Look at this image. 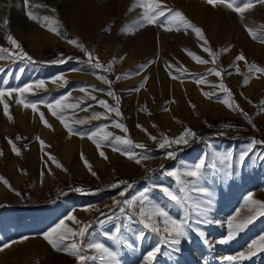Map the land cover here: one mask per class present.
<instances>
[{"label": "rangeland", "instance_id": "374dc122", "mask_svg": "<svg viewBox=\"0 0 264 264\" xmlns=\"http://www.w3.org/2000/svg\"><path fill=\"white\" fill-rule=\"evenodd\" d=\"M95 1L104 10L100 26L84 25L80 30L64 25L58 13L62 8L75 5L76 0H29L30 8L24 7V0H0V46L11 47L6 40V36L11 34L35 61L13 63L9 59H0V88H19L43 80L44 88L34 89V94H26L29 100L36 102H50L71 93L66 103L82 99L83 106L88 107L87 112L80 109L75 112L65 110L66 122L78 133L73 135L68 132L76 138V143L81 138L85 144H92L87 134L108 124V131L115 135H126L134 143L144 144V149L131 147L127 150L147 159L137 164L122 152L112 151V144H105L102 150L107 159L101 157L96 149L89 161L96 176L91 172L90 176L77 175L68 166V160L61 155L55 156L62 165V168H58L54 163L58 174L51 169L49 172L43 169L33 171L28 166L26 176L17 179L15 172L8 166L6 141L13 140L22 151L25 164L30 165L31 143L37 137L47 141L42 135L45 132L40 133L45 125L39 119V112L44 113L51 126L59 120L42 103H38L39 111L34 113L30 108L16 103V94L4 97V102L9 104V114L13 115L18 107L23 109L26 120L33 122L35 131L28 132L19 124L12 130L0 131V150L3 152L0 155V176L7 179L11 186L0 181L8 190L4 197H0V202L7 200L10 203L0 206V246L10 245L0 251V264H8L3 255L12 254L15 246L28 245L35 252L19 259L17 264H77L73 256L56 251L43 239L45 232L69 215H74L82 223L91 224L85 243H104L117 253L119 264H145V255L160 244L161 236L144 230V239H137L138 232L142 230L137 222L138 207L121 213L119 208L126 207L123 200L131 199L147 187L151 189L149 196L154 204L163 207L174 218H183L181 207L170 202L159 191V186L176 191L177 184L167 173L191 167L201 159L206 160L202 186L208 189L209 194L197 199L202 202L204 214L191 215L193 227L188 237L181 238L179 245L170 242L160 244L161 252L154 264H264V252L249 259L251 262L227 260V257L236 256L241 251L247 252L248 245L264 235V216H257L235 238L221 243L227 238L230 218L235 216L237 221H241L258 211V206L246 202L249 194L253 199L264 202V144L254 145L245 160L240 161L241 153L252 140L264 141V75L256 78L248 73L249 64L264 67V42L253 40L246 31V28H252L264 34V5L255 4L241 18L226 6L213 7L206 0L165 1L168 7L181 11L189 21L201 28L209 41L207 46L220 53L216 64H199L187 54L188 51L209 61L211 57L203 51V42L195 33L190 30L168 32L155 25L133 30L131 26L141 12L139 8L128 11L135 0ZM237 2L242 4L244 0ZM28 10L40 16L53 17L59 22L60 34L48 30L47 39L40 41L37 31L42 27L29 19ZM5 19L9 21L7 26L3 25ZM126 27L128 31H122ZM70 40L83 44L102 64L112 63V71L92 69L87 63L86 54L69 43ZM240 53L244 54L247 63L236 62L240 67L238 74L233 63ZM67 57L72 59H66L65 63H51ZM169 65L173 67L169 69ZM213 68L220 70L222 77L209 73L208 70ZM99 75H105L112 81L111 88L98 79ZM58 76H63L64 81L53 83ZM173 76L178 78L173 79ZM245 76H250L247 84L244 83ZM202 77L209 83L198 84L197 80ZM221 79L230 89L232 100L238 108L225 105L223 100L226 94L212 87L218 85ZM81 88L87 89V93L96 96L97 100L89 99L87 93L80 91ZM93 88L97 90L93 91ZM108 91L114 92L119 98L118 105L114 97L107 95ZM214 91L216 94L211 98L203 95V92ZM101 99L110 106H118L121 116L110 113L107 120L101 118L82 125L71 123L73 117L88 119L94 112L105 113L97 102ZM0 107L3 111L2 103ZM215 107H225L228 111L212 115L205 113V110L214 111ZM142 108L145 113L141 111ZM243 113H247V116ZM112 120L123 123L128 132L112 127ZM249 120L252 122L249 123ZM170 123H180L181 126L175 130L166 129ZM186 128L196 133L195 138H189L188 144L164 149L159 147L165 135L175 138ZM149 131L157 137V141L150 139L147 134ZM55 136L61 140L63 134L55 130ZM17 137L22 139L17 140ZM168 151H174L175 158H167ZM228 152L233 154L232 158L221 163L222 157ZM213 164L215 168L211 167ZM57 175H64L65 178L51 187L45 185L49 182L46 178H56ZM71 178L85 181V184L78 182L75 186L76 189H84V192L63 195L54 200H41L64 183L68 184L66 190L71 191L74 185ZM118 181H126L132 187L121 185L112 188L111 185ZM98 185H103L105 189L95 191L93 187ZM121 191L126 192L124 197L119 195ZM118 200L121 201L119 206L114 203ZM126 215H133V220L127 221ZM197 220L200 222L197 223ZM66 223L73 228L78 227L72 221L66 220ZM122 223H128L130 227L122 229L120 243L104 236V233L114 234L115 227ZM88 254L97 256V259H89L86 264H110L94 251Z\"/></svg>", "mask_w": 264, "mask_h": 264}, {"label": "snow or ice", "instance_id": "6c2138e0", "mask_svg": "<svg viewBox=\"0 0 264 264\" xmlns=\"http://www.w3.org/2000/svg\"><path fill=\"white\" fill-rule=\"evenodd\" d=\"M207 4L213 7L217 5H224L230 10L236 12L243 18L244 13L247 10L252 9L255 4L264 5V0H244L242 4H239L237 0H206ZM24 7L30 8L29 0H24ZM35 7H44L43 5H35ZM139 8L141 12L139 13V18L134 22L131 26L133 30L136 27L143 28L146 25H155L160 27L164 31H191L195 33L199 40L203 43L201 47L203 51L206 52L209 57H211V61L204 59L195 53L188 51L187 54L192 57L199 64H208L213 63L216 64L220 53L213 51V49L209 46V41L203 34L201 28L194 25L191 21H189L185 15L178 10H174L167 6L165 0H135L132 7L128 9L129 12H132L134 9ZM51 11H55V9H51ZM27 16L32 21L39 24L41 27L46 28L49 31H52L56 34H60L59 32V22L55 20L53 17L48 15H37L34 14L32 10L27 11ZM9 21L5 19L3 21V25L7 26ZM55 25V26H54ZM122 31H128V27L122 29ZM246 31L251 36L253 40H259L264 42V34H260L252 28H246ZM6 40L11 47L0 46V59H9L13 63L17 61H23L27 63H34L33 57L30 56L22 47V45L11 35L8 34L6 36ZM69 43L76 45L83 51L87 56V63L90 65L92 69L102 70L103 72L112 71L113 64L109 63L107 65L102 64L98 57L92 55L91 52L88 51L87 48L84 47L83 44H79L76 40H70ZM223 51H228V49H224ZM66 59H72V57L62 58L51 61V63H65ZM239 61H244L247 63L246 57L243 53L238 54L235 57V62L233 63V67L236 72L240 73V67L238 65ZM169 69L173 66L169 65ZM2 71V69H0ZM23 71V69H21ZM209 73H214L217 77H222V72L215 68L209 69ZM248 73L250 75H255L256 78H259L260 75H264V67H260L256 64L248 65ZM173 79H177L178 77L173 76ZM98 79L101 80L104 84L108 85L111 88L112 81H110L107 76L99 75ZM117 80L120 77H116ZM250 76L244 77V83L247 84L249 82ZM56 81H64L63 76H58L55 78L53 83ZM198 84H208L206 78H200L197 80ZM45 87V82L43 80L35 82L34 84H26L23 87L19 88H0V103L3 104V110L5 116L11 120L13 117L9 114V104L5 103L4 97H12L13 94H16L18 99H16V103L23 105L25 108H30L34 113L39 111L38 103L44 104L45 107L48 108L51 115L58 119L61 124L67 129L70 134L76 135L78 134L73 127L70 126L68 122H66L65 110L71 109L75 112L76 109H80L81 111H88V107H84L82 104V99L78 100L75 103H66L71 93L67 96H61L59 99L45 102V101H31L28 99L26 94H34V89H40ZM213 88H218L220 92L226 94V98L223 100V103L227 105L229 108L239 107L235 105L234 100H232V93L230 89L225 85L223 80L221 79L218 85H212ZM97 89L93 88V91ZM81 92L87 93V89L81 88ZM99 91H103V89H99ZM214 92H203L205 97L211 98V96L215 95ZM88 98L91 100H97V97L87 93ZM108 96L114 97L117 101V105L119 104V98L115 96V93L112 91L107 92ZM98 104L105 109V113L94 112L92 116L88 119H73L71 120L72 124L82 125L85 123H90L91 120H100L109 119L110 113H115L116 116H121V112L118 106L113 107L110 106L105 100L101 99L97 101ZM90 107V106H89ZM193 107H195L193 105ZM167 111V109H165ZM242 111V110H241ZM264 111V108H262ZM247 116V113H243ZM39 119L44 123V125L48 128H51V124H49L48 120L45 119V115L43 112H39ZM252 121L249 120V123ZM112 127L115 129H119L124 133L128 132V129L123 123L119 121L112 120ZM230 125H225V127H229ZM109 125L104 124L101 127L95 128L93 131L87 134V138L95 144L96 148L99 150V155L105 159L107 156L105 152L102 150L105 144H112V151L122 152V154L126 155L129 159L134 160L135 163L140 164L142 159H147V157H137L134 153L128 151V148L134 147L137 149H144L145 145L142 143H134V141L126 135H115L113 132L108 131ZM146 131V130H145ZM196 133L191 129L186 128L180 136L171 138L168 136H164L159 142V147L171 148L172 145H180V144H188L189 138H195ZM149 137L154 142L157 141V137L149 134ZM83 138V135H82ZM17 140L22 139L21 137H17ZM39 140L41 147L44 148L45 142L37 137ZM8 143L12 146V151L17 155H21L20 149L16 146L13 140L9 139ZM256 144H264V141L252 140L251 144L248 148L243 151L240 155V161L243 162L247 157L248 153L252 150L253 146ZM120 146H123L120 147ZM0 155H3L2 150H0ZM232 153H226L222 159L221 163L224 161H228L232 158ZM167 158H175L176 153L174 151H168L166 153ZM48 159L56 164V167L62 168V165L56 160L55 157L48 155ZM83 159V156H82ZM84 163L88 170L91 172L93 176H96V172L92 170V166L89 162L84 159ZM206 167V160L201 159L198 163L191 167H184L183 169H177L175 171H169L167 175L174 178L175 183L177 184V190L173 191L169 187L159 186V191L163 193V195L172 203L177 206H180L183 210V218H174L172 217L168 211H166L163 207L158 204H154L149 196L150 188H144L142 191L138 192L136 195L132 196L131 199L123 200V204L126 207H120L119 211L121 213H126L127 209H136L138 207V223L142 226V230L138 232L137 239L143 240L145 237L144 230H148L154 234L160 235L161 240L160 244L170 242L173 245H179L181 243V238H186L189 235V230L192 229L191 223V215L195 213L197 216H202L204 214V208L202 206V202L197 199L199 196H204L209 194L208 189L202 186V181L204 179V169ZM211 167L215 168L216 165L213 164ZM0 181H2L5 185L10 186L7 179L0 176ZM121 185H126L128 188L132 187V185L127 184L126 181H118L111 185L112 188H119ZM77 192H84V189L77 188L75 189ZM19 195V193H16ZM121 197L126 195L125 191H121L119 193ZM246 202L258 206V211H255L253 215H249L247 218L237 221L236 217H232L228 221V233L226 240L221 241V243L227 242L235 238L239 232L243 231L248 225H250L257 216H264V202L255 200L252 198L251 194L246 197ZM117 206L121 204V201L114 202ZM103 215V214H102ZM127 221L133 220V215H126ZM67 221H72L74 224L78 225V227L73 228L69 226ZM200 221L197 220V223ZM100 223H103L102 221ZM161 224L163 227H161ZM91 227L90 223H82L77 220L74 215H69L65 219L60 220L54 227L50 228L47 232L43 234V239L48 242V244L55 249L56 251H63L66 254L73 256L77 264H86L89 259H97V256H90L88 253L90 251H94L99 254L105 261L110 262V264H119V260L117 258V253L107 247L104 243L93 241L85 243L86 237L89 233V228ZM130 227L128 223H122L115 227L114 234L104 233V236L108 239L115 241L116 243H120L122 239V229ZM24 239H27L25 237ZM160 244H157L152 250L147 252L144 257L145 264H154L158 254L161 252ZM10 247L8 244H4L0 246V251ZM264 252V235L260 236L258 240H253L251 244L248 245V251H241L236 256H229L227 260L231 262L237 261H246L254 257L255 255Z\"/></svg>", "mask_w": 264, "mask_h": 264}, {"label": "bare ground", "instance_id": "6f19581e", "mask_svg": "<svg viewBox=\"0 0 264 264\" xmlns=\"http://www.w3.org/2000/svg\"><path fill=\"white\" fill-rule=\"evenodd\" d=\"M76 1L77 2H75V5L62 8L61 10L58 11L61 19L64 22V25L67 24L69 28L74 27L80 30L82 29L84 25H91V26L99 27L100 19L104 14V10L102 6L99 3H97L95 0H76ZM170 1L177 2L178 0H170ZM37 32L39 34L40 41H44L47 39L48 30L46 28L42 27V29L40 28L39 31ZM141 111L143 113L146 112L144 109H142ZM226 111H228V109H226L225 107L223 108L215 107L214 111L207 112V110H205V113H210L212 115V114H218L220 112L224 113ZM11 116L13 118L9 120L8 117L5 116L4 110L3 111L0 110V131L12 130L13 128H15L16 124L21 125V127L25 128V130H28V132L33 129L35 131V128H34L35 126L33 125V122L26 120L25 112L23 109H19L18 107V109L15 110V113H13V115L11 114ZM180 126H181L180 123H177V124L170 123L165 128L170 129V130H175V129H179ZM43 128L44 130L40 131V133L42 134L43 132H45L42 135L45 136L47 140L45 142L46 146L42 148L37 138L34 142L31 143V151L29 154L30 159H31L30 165L25 164L23 160V156H22V151L20 150L21 155L17 156L12 151V146L8 143V141H6L5 155L7 158L8 166L10 169H12L15 172L17 179H21L24 176H26V174L28 173V169H27L28 166H30L33 171L34 170L41 171V169H43L49 172L50 171L49 169H51L57 173L59 170L57 171L54 169V163L48 159L49 154L53 157L62 155V157L68 160L67 161L68 166L70 167V169L73 170L74 173H76L77 175H81V176H87L90 173V171L88 170V167H86L84 163V159H86L88 162L90 161L91 156H93L94 152L97 149L95 144L93 143L85 144V142H83L81 138L77 139L79 141H77L78 143H76L75 141L76 138L68 133L67 129L64 127L63 124H61L60 121L55 122L51 128H48L45 126ZM55 130H60L62 132L63 137L61 138V140L56 139ZM147 134H151L150 131ZM87 141L88 140H86V143ZM82 156H83V159H82ZM1 165L2 163H1V157H0V166ZM63 177L64 175L63 176L57 175L56 178H53V177L52 178L49 177V179L46 178L45 180L49 182L47 184L45 183V185L51 187L55 185ZM7 192L8 190L6 186L0 183V197L1 196L4 197V195H6ZM26 245H28V243ZM26 250L28 251L26 252ZM12 251H14L12 254L7 253L6 255H3L4 256L3 258L6 259L8 264H17L19 262V259L26 258L30 256L33 252H35L32 250L31 245H28L26 247L25 246L23 247L15 246V248ZM249 262L251 261L249 260Z\"/></svg>", "mask_w": 264, "mask_h": 264}, {"label": "trees", "instance_id": "16d2710c", "mask_svg": "<svg viewBox=\"0 0 264 264\" xmlns=\"http://www.w3.org/2000/svg\"><path fill=\"white\" fill-rule=\"evenodd\" d=\"M83 183L85 184V181H78L76 180L75 178H71V183H73L74 185L72 186V190L71 191H68L66 190V187H68L66 183L62 184V186H60L59 188H57L56 190L50 192L45 198L43 197L41 200H46L49 198V200H54V199H57L63 195H67V194H73V193H76L77 191H75V186H76V183ZM86 188V187H85ZM95 189V191H103L105 189V187L103 185H98V186H95L93 187ZM10 204L7 200L5 201H2L0 202V206H4V205H8Z\"/></svg>", "mask_w": 264, "mask_h": 264}, {"label": "built area", "instance_id": "2783aa9c", "mask_svg": "<svg viewBox=\"0 0 264 264\" xmlns=\"http://www.w3.org/2000/svg\"><path fill=\"white\" fill-rule=\"evenodd\" d=\"M143 109V108H142Z\"/></svg>", "mask_w": 264, "mask_h": 264}]
</instances>
